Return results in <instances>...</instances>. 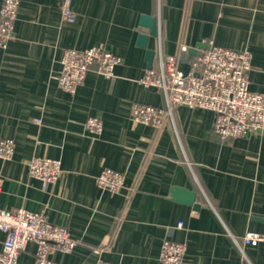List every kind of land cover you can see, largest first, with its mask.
Instances as JSON below:
<instances>
[{
	"label": "crops",
	"instance_id": "0c3cea01",
	"mask_svg": "<svg viewBox=\"0 0 264 264\" xmlns=\"http://www.w3.org/2000/svg\"><path fill=\"white\" fill-rule=\"evenodd\" d=\"M19 0L14 37L0 47V138H12L9 160L0 159V208L42 212L77 241L62 264H165V240L186 245L180 264H264V240L244 244L248 231L264 235V131L222 141L213 112L177 105L160 127L134 123V103L165 106L163 93L144 87L145 49L137 45L142 15L155 16L158 35L146 48L160 59L188 50L179 66L205 41L251 53L249 89L264 93V0ZM2 0H0L1 6ZM103 43L119 56L114 76L91 67L74 94L57 82L66 48ZM88 117L102 122L90 133ZM34 157L56 158L61 174L44 184L28 173ZM104 167L124 175L125 187L97 186ZM175 186L195 192L197 209L172 199ZM181 223V226L178 224ZM4 238L0 231V247ZM29 242L19 262L32 264Z\"/></svg>",
	"mask_w": 264,
	"mask_h": 264
},
{
	"label": "built area",
	"instance_id": "2783aa9c",
	"mask_svg": "<svg viewBox=\"0 0 264 264\" xmlns=\"http://www.w3.org/2000/svg\"><path fill=\"white\" fill-rule=\"evenodd\" d=\"M18 7L19 0H2L1 48L6 47L14 37ZM62 10L65 20L72 22L75 16L71 0H64ZM187 50L186 45H181L179 55L161 58L158 68L145 70L139 83L144 87L158 88L164 95L165 106L134 103L130 110L132 122L158 128L167 116L172 118L174 106L185 105L212 111L213 131L222 141L264 131V93L249 89L250 51L220 46L207 40L205 47L186 61L188 69L183 71L179 64ZM120 61V57L110 52L103 43L85 49L66 48L60 59L58 85L74 94L91 67L98 74L112 78ZM85 127L94 135L102 132V122L96 117H88ZM14 148L12 138H0V159H11ZM28 173L44 184L55 183L61 174L60 160L34 157L28 162ZM95 182L98 187L111 192H119L125 187L124 175L108 167L100 170ZM0 231L4 234L0 264H25L18 258L29 242L36 245L32 264H62L55 261L52 254H67L77 246V241L65 226L49 222L42 212L25 208H0ZM263 240L264 235L255 231H248L242 236V242L252 246ZM185 252L184 243L165 240L158 259L165 264H180ZM94 264L115 263L98 260Z\"/></svg>",
	"mask_w": 264,
	"mask_h": 264
},
{
	"label": "water",
	"instance_id": "95a60500",
	"mask_svg": "<svg viewBox=\"0 0 264 264\" xmlns=\"http://www.w3.org/2000/svg\"><path fill=\"white\" fill-rule=\"evenodd\" d=\"M139 25L146 28L148 31L145 33H139L137 36V45L145 49V60L147 62L148 69L152 68V62L154 57V51L146 48V41L149 36L158 35V22L155 16L142 15ZM171 197L173 200L190 204L193 208L197 209L199 204L195 202V192L189 191L184 188L175 186L171 189Z\"/></svg>",
	"mask_w": 264,
	"mask_h": 264
}]
</instances>
